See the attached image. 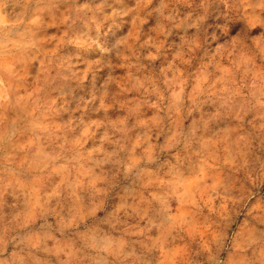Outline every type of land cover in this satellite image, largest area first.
<instances>
[{
	"label": "clouds",
	"instance_id": "obj_1",
	"mask_svg": "<svg viewBox=\"0 0 264 264\" xmlns=\"http://www.w3.org/2000/svg\"><path fill=\"white\" fill-rule=\"evenodd\" d=\"M0 264H264V0H0Z\"/></svg>",
	"mask_w": 264,
	"mask_h": 264
}]
</instances>
